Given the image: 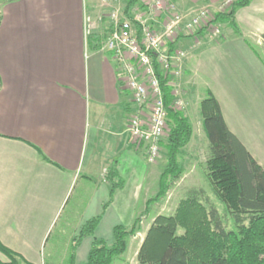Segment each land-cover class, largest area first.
<instances>
[{
	"label": "crops",
	"instance_id": "crops-1",
	"mask_svg": "<svg viewBox=\"0 0 264 264\" xmlns=\"http://www.w3.org/2000/svg\"><path fill=\"white\" fill-rule=\"evenodd\" d=\"M174 1L180 8L194 9L221 0ZM96 3L0 0V242L34 264H45L43 248L81 175L94 179L92 193L84 214L56 253L57 264L65 261L70 239L88 218L101 213L93 236L84 237L77 246L75 264L86 262L93 237L111 243L114 225L129 227L137 215L142 216V223L154 205L145 211L162 169L156 173V163L146 161L145 148L132 145L125 131L134 105L119 80L112 53L102 50L110 30L106 11L102 9V20L88 37L84 31V14L95 17L101 11ZM234 21L238 32L232 28L229 35H239L249 48L246 37H250L264 52V0H251L237 8ZM209 35L182 36L169 53L172 68L179 70L171 78L187 117L197 110L201 119L199 103L205 95L195 100L189 93L196 88L191 76L199 49L222 39ZM180 51L184 55L178 59ZM210 91L229 130L264 166V157L254 146L262 140L263 131L260 136L251 133L250 128L258 125L230 116L226 101ZM194 101L196 108H189L188 103ZM195 137L192 129L182 151ZM34 147L50 162L41 159ZM113 162L123 185L107 203L109 184L104 173ZM137 234H142L140 229ZM144 234L139 242H132L135 254ZM133 238L128 237L127 247Z\"/></svg>",
	"mask_w": 264,
	"mask_h": 264
},
{
	"label": "trees",
	"instance_id": "trees-1",
	"mask_svg": "<svg viewBox=\"0 0 264 264\" xmlns=\"http://www.w3.org/2000/svg\"><path fill=\"white\" fill-rule=\"evenodd\" d=\"M136 1L127 0L125 8ZM250 1L233 0L228 11L215 15L214 22H226L238 32L234 14L237 8L248 5ZM199 33L201 29L194 34ZM180 37L178 35L168 44V53ZM261 37L264 43V31ZM152 57L169 129L161 142L166 151L165 166L158 177L157 191L145 203L146 212L166 195L183 172L178 156L192 135L187 115L183 110L173 108L172 87L168 85L171 76L162 72L154 53ZM199 112L208 141L205 175L211 192L222 203L223 209H218L202 189L190 188L172 214L154 216L138 248L137 261L140 264H264V166L229 130L219 103L210 90L201 99ZM34 148L41 159L50 162L39 148ZM104 179L109 184V203L113 192L123 185L115 162L107 167ZM100 219L101 213L88 218L70 239L65 264H75L77 246L84 237L93 236ZM141 219V215L135 216L129 227L114 225L111 243L93 237L84 264H111L126 250L128 237L139 231ZM0 253L7 259L0 260V264H34L1 242Z\"/></svg>",
	"mask_w": 264,
	"mask_h": 264
},
{
	"label": "rangeland",
	"instance_id": "rangeland-1",
	"mask_svg": "<svg viewBox=\"0 0 264 264\" xmlns=\"http://www.w3.org/2000/svg\"><path fill=\"white\" fill-rule=\"evenodd\" d=\"M198 9L199 7L192 10L196 11ZM219 30V34H213L209 29H202L201 31L203 34H210L209 37L211 38L219 39L222 37V39L208 43L199 49L200 56L192 65L193 75L191 76L194 79L196 88L194 92H190L189 94L196 100L199 94L206 95L208 89L212 90L217 98H222L226 101L228 104L226 108L230 116L239 118L241 122L249 121L254 122V125H258V128L253 127L250 129L253 130H251V133L260 136L264 133L263 48L257 46L250 37L245 36L251 48L239 35H229L232 27L226 22L219 24ZM242 32L247 35L244 27ZM183 88L185 87L183 86ZM176 89L179 90L178 88ZM235 100L236 102L232 103ZM196 103L195 101L189 102V108H196ZM181 110L185 112L183 108ZM188 119L196 137L188 145V149L186 147L178 156V161L183 166V172L172 183L160 202L151 207L146 219L142 223L140 222L142 234L132 235L135 238L130 239V242L128 240L129 245L126 251L116 257L111 264H120L119 262L125 259H128V264H140L134 253L135 247H132L133 240L139 242L143 236V232L146 231L151 223L153 216L157 214H172L178 201L185 197L190 188L202 189L218 209H223L222 203L213 195L206 179L205 161L208 157V141L204 135L197 110H195L194 114L191 113V116L188 115ZM250 129L247 128V131ZM260 130L263 131L262 134L259 133ZM250 135L252 136L249 132ZM254 146L260 155L264 157V135H262V140H256ZM165 153V149L161 148L160 155L155 162L156 164H154L156 173L165 166ZM260 159L262 160V158ZM93 180L89 181L86 177H82V175L79 177L66 206L51 230L47 243L43 248L42 258L45 264H57L63 240L68 234L73 232L76 224L84 214L85 207L92 193ZM54 249L55 251H53ZM52 253L58 254L53 255ZM0 256V260H7L4 255ZM61 264H65V261Z\"/></svg>",
	"mask_w": 264,
	"mask_h": 264
},
{
	"label": "built area",
	"instance_id": "built-area-1",
	"mask_svg": "<svg viewBox=\"0 0 264 264\" xmlns=\"http://www.w3.org/2000/svg\"><path fill=\"white\" fill-rule=\"evenodd\" d=\"M126 1L96 0L101 11L95 17L84 14V31L88 37L102 20L103 10L106 11L110 30L102 50L112 53L119 80L134 105L125 131L132 145L145 148L146 161L155 163L161 152V142L167 136L169 119L152 53L162 72L177 76L179 70L171 66L168 44L178 35H196L194 33L200 29L219 34L220 23L213 19L217 13L228 11L233 0L204 4L196 11L180 8L174 0H137L126 9ZM183 55L180 51L177 58ZM168 85L172 87L173 108H184L172 78Z\"/></svg>",
	"mask_w": 264,
	"mask_h": 264
}]
</instances>
